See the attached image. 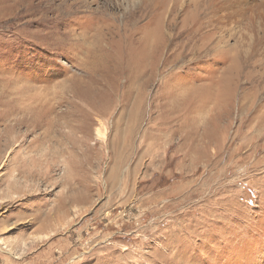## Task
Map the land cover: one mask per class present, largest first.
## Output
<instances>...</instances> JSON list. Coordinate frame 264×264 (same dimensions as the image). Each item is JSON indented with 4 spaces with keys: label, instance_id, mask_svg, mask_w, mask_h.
<instances>
[{
    "label": "rangeland",
    "instance_id": "374dc122",
    "mask_svg": "<svg viewBox=\"0 0 264 264\" xmlns=\"http://www.w3.org/2000/svg\"><path fill=\"white\" fill-rule=\"evenodd\" d=\"M0 264H264V0H0Z\"/></svg>",
    "mask_w": 264,
    "mask_h": 264
},
{
    "label": "bare ground",
    "instance_id": "6f19581e",
    "mask_svg": "<svg viewBox=\"0 0 264 264\" xmlns=\"http://www.w3.org/2000/svg\"><path fill=\"white\" fill-rule=\"evenodd\" d=\"M4 102H5V101H4ZM6 110H7V109H6ZM6 110H5V111H6ZM98 122H99V126H100V127L97 129V132H96V133H97V137H98L99 139H102V135H103V134H102V131H101L100 129L103 127V123H102V121H100V120H98ZM62 134H63V133H62ZM61 136H62V135H61ZM98 138H97V139H98ZM52 141H53V140H52ZM95 144H96V143H95ZM56 145H57V144H56ZM68 145H69V144H68ZM70 145H71V144H70ZM72 147H73V146H72ZM96 147H97V146H96ZM53 150H54V149H53ZM62 150H63V149H62ZM62 150H61V151H62ZM73 151H74V150H73ZM47 152L50 153V151H47ZM41 153H42V152H41ZM52 154H53V152H52ZM56 154L58 155L57 152H56ZM39 155H40V154H39ZM42 155H43V154H42ZM47 156H48V155H47ZM64 157H66V156H64ZM44 158H45V157H44ZM37 160L39 161V159H37ZM29 161H30V160H29ZM38 161H37V162H38ZM32 162H33V161H32ZM33 163H36V162H33ZM35 165H36V164H35ZM21 166H22V165H21ZM31 166H32V165H31ZM36 166H37V165H36ZM65 166H66V165H65ZM36 168H37V167H36ZM30 169H31V168H30ZM48 169H49V168H48ZM33 170H34V169H33ZM31 171H32V170H31ZM31 171H30V172H31ZM35 171H36V170H35ZM26 173H27V172H26ZM9 188H10V187H9ZM57 219L60 220L59 217H58ZM6 252H7V251H6Z\"/></svg>",
    "mask_w": 264,
    "mask_h": 264
}]
</instances>
